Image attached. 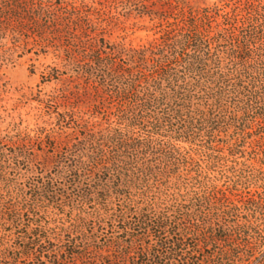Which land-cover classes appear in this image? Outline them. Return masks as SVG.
Segmentation results:
<instances>
[{"label":"trees","instance_id":"1","mask_svg":"<svg viewBox=\"0 0 264 264\" xmlns=\"http://www.w3.org/2000/svg\"><path fill=\"white\" fill-rule=\"evenodd\" d=\"M96 15L0 0V38L62 80L58 131L0 150V264H264V0L138 47Z\"/></svg>","mask_w":264,"mask_h":264},{"label":"rangeland","instance_id":"2","mask_svg":"<svg viewBox=\"0 0 264 264\" xmlns=\"http://www.w3.org/2000/svg\"><path fill=\"white\" fill-rule=\"evenodd\" d=\"M83 1H91L96 17L109 24L111 42L138 47L158 42L165 31L182 26L190 12L211 9L221 15L232 9L235 0ZM220 21L221 17H217L216 22ZM53 67L60 68V63L52 49H40L30 42H16L10 37L0 38L1 151H12L13 142H18V137L25 134L34 139L43 138L47 131H58L48 99L62 87V80L54 77ZM34 147L38 148L37 143ZM236 158L242 161L238 155ZM231 166L227 163V175ZM239 191L237 193L244 194L246 190L240 186Z\"/></svg>","mask_w":264,"mask_h":264}]
</instances>
